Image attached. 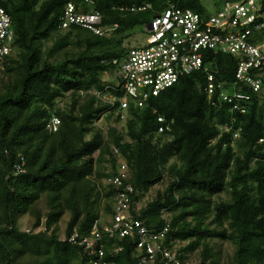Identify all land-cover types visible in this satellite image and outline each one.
<instances>
[{
    "label": "trees",
    "instance_id": "trees-1",
    "mask_svg": "<svg viewBox=\"0 0 264 264\" xmlns=\"http://www.w3.org/2000/svg\"><path fill=\"white\" fill-rule=\"evenodd\" d=\"M68 1L2 0L16 51L0 72V264H94L68 237L75 229L89 232L101 218V201L112 214L115 193L127 185L133 187L130 215L151 230H161L162 214H171L161 243L182 264L197 249L196 264H264V77L263 90L240 102L245 112H234L231 103L213 105L206 73L199 70L144 107L131 105L121 118L87 91L104 89L103 72L115 68L104 60L121 56L123 38L76 24L62 27ZM169 2L207 14L201 0H76L80 10L100 12L103 25L118 23L119 30L130 31ZM145 3L152 9L118 8ZM207 58L215 60L220 77L234 80L237 61L231 54L210 50ZM105 115L124 121L125 128L96 124ZM53 116L60 118L55 131L49 128ZM119 160L127 162L130 175L116 187L108 179L119 171ZM166 177L164 189L137 208ZM222 193L229 198L217 199ZM43 199L45 211L39 207ZM26 214L32 217L30 232L19 226ZM40 224L45 230L35 231ZM138 239L136 233L106 236L108 264H161L159 256L150 260L137 248ZM216 241L234 247L227 262Z\"/></svg>",
    "mask_w": 264,
    "mask_h": 264
},
{
    "label": "built area",
    "instance_id": "built-area-1",
    "mask_svg": "<svg viewBox=\"0 0 264 264\" xmlns=\"http://www.w3.org/2000/svg\"><path fill=\"white\" fill-rule=\"evenodd\" d=\"M84 1L94 3V0ZM118 8L124 13L144 12L152 9V4L120 5ZM70 24L106 37L145 35L144 40L135 46L123 41L120 46L121 56L104 60L115 65L113 72L118 82L105 80L104 89L92 88L87 91L109 104L115 114L121 113V118L126 116V110L131 105L144 107L153 96H158L174 85L180 77L199 70L206 73L205 91L210 102L213 105L219 101L231 103L234 112H245L240 102L249 100L250 93L259 94L263 90L264 0H226L223 8L207 14L178 2H169L149 21L139 23L143 27L139 31H129L128 28L119 30L118 23L103 25L100 12L82 11L76 0H70L61 17V26L67 27ZM15 48L12 18L0 0V72L6 70L7 57L14 53ZM210 50L231 54L236 59L233 81L220 77L215 60L207 58ZM230 87L231 90H228ZM158 120L162 122L165 119L159 116ZM59 123L60 118L53 116L49 128L55 131ZM163 130L164 126H160L159 132ZM235 136H238L237 132ZM16 169L23 171L20 165ZM129 175L130 168L122 160L119 171L108 181L120 187ZM131 191L132 185H127L115 193L109 221L101 218L95 220L88 233H80L75 229L68 240L82 246L94 264H108L104 248L106 236L123 238L136 233L139 237L137 248L143 250L148 259L153 260L159 256L161 264H182L177 252L161 243L170 226L165 214L161 217L165 219L161 230L148 228L141 219L129 213L131 199L128 193ZM40 226L45 230L43 224ZM26 231L30 232L31 229Z\"/></svg>",
    "mask_w": 264,
    "mask_h": 264
},
{
    "label": "rangeland",
    "instance_id": "rangeland-1",
    "mask_svg": "<svg viewBox=\"0 0 264 264\" xmlns=\"http://www.w3.org/2000/svg\"><path fill=\"white\" fill-rule=\"evenodd\" d=\"M225 1L226 0H201V3L203 4V6H204V8H205V10H206L207 13H216L218 10H220L221 8H223V4H224ZM142 28L143 27L139 26V27L135 28L134 30L139 31ZM144 36H145L144 34H134V35H130L129 37H125L123 39V41H125L127 43H130L132 46H135V45H138L139 42H142L144 40ZM15 51H16V48H15ZM15 51H14V53H15ZM101 77L104 80L109 79V81H112L114 83L118 82V80H119L115 76V72H113V71L104 72ZM228 90H231V87L228 88ZM61 104H62V102H59V105H61ZM114 114H115V112H114ZM106 116L107 115H105V116L101 117L99 120H97L96 121V124H98L99 126L104 127V128H106V126L108 124H110V125L111 124L116 125L118 128H121V129H124L125 128V122L124 121H114V117H111L109 119H106ZM119 159H122V158L119 157ZM102 166H104V167L106 166L107 167V164L102 165ZM104 167H102L101 169H103ZM167 179H168L167 177L164 178V180H162L154 188H151V190L148 193H146V195L144 196V199L141 201V203L140 204L139 203H136V205L138 207L139 206L142 207L143 205H145L147 203V201L151 200L152 197L154 195H156V192L158 190H163L164 187L167 184ZM103 182L105 184V181L104 180H103ZM228 198H229V195L227 193H222V194H220L219 197H217V199H228ZM105 203H106L105 200L101 201L100 203H98L97 208H98V210L101 213V219L104 220V221H109L110 218H111V214H106L105 213V210H104ZM39 207L43 211L46 210L44 199H43V201H41ZM164 214H165V216L167 218H170L171 217V214L169 212H164ZM65 218L66 219L64 221H60V228L63 229V230L65 228L66 220L69 218V215L67 214L65 216ZM19 224H20L19 226L21 228H25V229L26 228L27 229L30 228V229H32L31 228L32 227V225H31L32 224V217H31V215L26 214L25 216H23L20 219ZM40 225L37 226L35 228V230L41 229V226ZM178 245H182V243H179ZM217 248L223 251L222 261L223 262H225V261L227 262L230 259V257L232 256V254H233L234 247L232 246V244L230 242H228V241H218L217 242ZM199 260H200V250L197 249V250H195L193 252H190L189 258H188L186 264H196L197 262H199Z\"/></svg>",
    "mask_w": 264,
    "mask_h": 264
},
{
    "label": "clouds",
    "instance_id": "clouds-1",
    "mask_svg": "<svg viewBox=\"0 0 264 264\" xmlns=\"http://www.w3.org/2000/svg\"><path fill=\"white\" fill-rule=\"evenodd\" d=\"M138 24H139V23H138ZM138 24H137V25H138ZM135 26H136V25H135ZM133 27H134V26H133ZM128 30L130 31V28H128ZM126 36H127V35H126ZM126 36H124L123 39H124ZM127 37H129V36H127ZM124 42H125V41H124ZM108 71L110 72V70H108ZM108 71H105V72H108ZM112 71H114V70H112ZM103 73H104V72H103ZM101 78H102V77H101ZM107 80H109V79H107ZM102 81H103V84H104V81H105V80L102 79ZM109 82H110V81H109ZM93 89H94V88H93Z\"/></svg>",
    "mask_w": 264,
    "mask_h": 264
},
{
    "label": "bare ground",
    "instance_id": "bare-ground-1",
    "mask_svg": "<svg viewBox=\"0 0 264 264\" xmlns=\"http://www.w3.org/2000/svg\"><path fill=\"white\" fill-rule=\"evenodd\" d=\"M142 27V26H141Z\"/></svg>",
    "mask_w": 264,
    "mask_h": 264
}]
</instances>
